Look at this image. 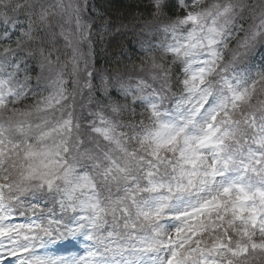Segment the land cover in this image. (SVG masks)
I'll return each mask as SVG.
<instances>
[{
	"label": "clouds",
	"instance_id": "clouds-1",
	"mask_svg": "<svg viewBox=\"0 0 264 264\" xmlns=\"http://www.w3.org/2000/svg\"><path fill=\"white\" fill-rule=\"evenodd\" d=\"M0 264H264V0H0Z\"/></svg>",
	"mask_w": 264,
	"mask_h": 264
}]
</instances>
